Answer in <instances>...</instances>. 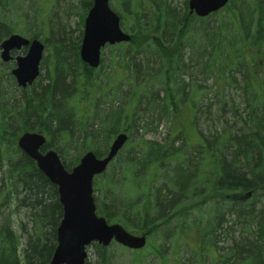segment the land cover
<instances>
[{
    "label": "trees",
    "instance_id": "trees-1",
    "mask_svg": "<svg viewBox=\"0 0 264 264\" xmlns=\"http://www.w3.org/2000/svg\"><path fill=\"white\" fill-rule=\"evenodd\" d=\"M24 1L32 0L0 1V37L15 29L17 22L9 18L13 3L18 13ZM85 2L87 7L91 5V0ZM118 2L131 39L112 47L113 64L107 74H101V67L91 69L80 60L82 30L76 43L65 28H58L52 29L55 40L51 44L53 55L44 64L49 66L46 74H40L26 89L16 88L11 75L6 82L0 81V264H20L18 237L11 227L12 211L21 209L26 217L19 223L21 235L25 236L24 264H49L62 217L56 185L17 146L18 137L26 130L42 132L47 137L43 148L56 149L68 170L84 151L93 149L101 156L115 134L128 132L129 148L121 149L96 180L99 215L133 231H150L164 240L179 228L181 234L208 242L207 251L217 227L220 230L230 213L237 221L246 219L251 229L239 240L233 239L225 256L232 264H264L263 204L255 207L241 200L231 201V206L222 210L217 205L216 211L211 207L209 215L193 218L197 222L182 231L188 225L186 216L193 209L191 203L202 193L209 194V198L217 195L221 204L229 192L241 196L252 190L254 200L264 193V70L244 69L245 58L259 52L264 55V7L254 1V7L246 11V20L239 7L230 5L227 17L233 24L228 27L216 18L217 14L205 18L189 15L187 0L182 10L170 0ZM83 16L84 13L81 25ZM127 18L131 20L129 27ZM211 18L214 19L209 22ZM25 30L29 35L37 34ZM190 30L199 39L191 54L186 52ZM44 42L47 44L48 39ZM209 65L216 66V70L208 68L206 76L230 71V79L234 80V73L241 75L243 84L234 87L240 89L243 100L241 108L233 101L230 107L239 124L226 125L218 132L214 125L215 132L209 137L202 133L204 145L198 146L187 140L189 127L195 128L194 120L185 122L181 115L183 106L190 104L186 98L195 93L194 86L198 85L195 73H202ZM82 86L87 91H80ZM119 93L124 94L123 100ZM90 94L95 96V102ZM105 96L110 99H102L104 112L100 101ZM113 100H119L118 104L114 105ZM82 102L87 103L85 109L79 106ZM238 112L239 116H235ZM164 119L170 120L169 140L160 143L143 139L146 130L157 129ZM140 129L143 133L138 135ZM178 139L182 144L173 145ZM209 149L215 156L216 172L202 177L200 190L196 166L207 163L204 157ZM160 168L166 181L156 186L152 202L141 201L149 189L155 188L152 186ZM129 184L134 188L127 190ZM92 249L95 259H86L85 264H113L109 248L92 244Z\"/></svg>",
    "mask_w": 264,
    "mask_h": 264
},
{
    "label": "rangeland",
    "instance_id": "rangeland-1",
    "mask_svg": "<svg viewBox=\"0 0 264 264\" xmlns=\"http://www.w3.org/2000/svg\"><path fill=\"white\" fill-rule=\"evenodd\" d=\"M85 0H32V1H24L23 5L21 4L18 8V13L14 12L16 11L14 7H16V2L13 3V8L11 9V12L9 13V18H11L13 21L17 22L15 25L14 32L22 34L20 31L23 32V30L30 29V30H38L40 36L43 34L48 36V43L50 44L49 48L46 47L44 49V56H51L53 55V48L51 44L55 40V37L52 34V29L57 30L58 28H65L67 34L71 35L74 39V42L77 43L80 30L83 29V25H80V17L83 11L87 8L84 4ZM171 3L179 7L180 10L184 7L185 0H170ZM112 6L113 8L117 7L118 0H116L115 4ZM231 5H236L239 7V9L243 12V14L246 17L248 13H246L247 10L254 7L253 0H232ZM258 3L259 7H264V0H258L255 2ZM42 7V8H41ZM40 8L42 9V14L44 13L45 9H49L45 24H40L39 21H41L42 14L39 16L37 20V13L40 11ZM227 11H229V8H226L224 10H221L218 13V17H216L218 20L223 21V23L226 26H230V23L233 24V21L230 16L227 17ZM225 15V16H224ZM223 16V17H222ZM227 18H229V23L227 22ZM214 18H211L209 22H212ZM240 20V17H239ZM131 20L127 18V26H130ZM222 23V24H223ZM235 23H237V18L235 19ZM14 26V25H13ZM128 26V27H129ZM233 27V25H232ZM50 30V33L47 32V30ZM57 34V33H56ZM43 37V36H42ZM186 41L188 42V46L186 48V52L191 54L194 53V49L197 47L199 43L198 35L193 32L189 31L186 35ZM113 46V45H112ZM113 50L110 45H107L102 50V58L103 61L101 62V74H107L109 72V68L111 64H113L112 61V54ZM49 58V60H50ZM224 59V58H222ZM223 61V60H222ZM224 62V61H223ZM251 63V67L250 64ZM248 64V65H247ZM247 66L244 67L245 70H253V71H260L264 70V55L259 53H253L252 57H247ZM226 67V65H224ZM49 66L42 67V74L47 73V68ZM216 66H206V70L202 73H195L196 80L195 82L198 83V85L194 86V94L187 97L186 100L190 104L183 106V113L181 115L182 119L187 122L191 119L194 120V125L197 128V130H194L189 127V137L191 141H194V138L196 137L195 134L199 132L204 134L205 136H210L215 132V129L222 131V128L224 126H235L239 124V122L234 118V113L230 111L231 102L233 101L238 108L242 107V92L239 88H235V85L243 84L244 80L241 79V75L239 73H234L236 78L234 80H231V72H224L221 75L218 72L215 75H207L206 71L208 68H212L213 70H216ZM223 66H221L222 68ZM243 68V67H242ZM8 68H6L4 65L0 64V81L6 82V79L9 77L7 75ZM118 71H120L118 69ZM223 76V77H221ZM125 79V78H123ZM234 81V82H233ZM102 85H105V82L102 83ZM125 85L122 86V89ZM157 86V85H156ZM126 88V87H125ZM124 88V89H125ZM191 88H193V84L191 85ZM80 91H87L85 87L82 86V88L79 87ZM109 93H112L109 92ZM77 97V96H76ZM123 93H119V99L123 100L124 98ZM90 98H92V101L95 102V96L90 94ZM110 99V97L105 96L104 98H101L100 107H104L105 104L104 100ZM75 100H73V103H75ZM114 101V100H113ZM114 105L118 104L119 100L114 101ZM195 102L196 105H192V103ZM90 103V99H89ZM87 103L82 102L80 103V107L82 109H85ZM106 111V107H104V112ZM242 114V113H241ZM235 116H239V112L235 113ZM139 124H142V122L138 121ZM169 126H170V120L164 119L160 122L159 126L155 130H146L144 133L142 132V129L139 130V134L143 133V139L151 140V141H158L160 143H163L164 141H167L170 139V136H168L169 132ZM198 135V134H197ZM169 138V139H168ZM174 141L177 143H173V145H181L182 141ZM125 150L129 148L128 144L124 147ZM189 149V146L187 147ZM123 155L124 152L122 151ZM182 156H180L181 158ZM179 157H176V160H178ZM175 163V161H174ZM164 170L163 168H160L157 173V177L154 179V184L151 188L148 190V193L146 196L141 198V201H153L156 188L158 187L160 183L163 181H166L164 179ZM157 186V187H156ZM134 185L132 186L129 184L127 186V190L133 189ZM135 191V189H134ZM95 195L98 194V192L94 193ZM133 194V193H132ZM199 198H195L194 201L191 203V205H195L194 202L198 201ZM212 208H215V211L217 210V205L220 206V210L224 208L226 203H220V199H215L212 202ZM255 207H260L262 204L264 205V193H259L257 198L254 200L252 199L250 202ZM248 204V203H246ZM211 208V204L205 205V203L202 205V207L196 211L192 210L190 211L189 215L186 216V222L188 225L184 227V229H188L189 226H193L197 219H193L197 216L205 217L206 215H209L208 213H211L213 209ZM214 211V213H215ZM227 222H223L220 226V230H218V227L216 231L214 232V241L213 244L211 243V247L213 250L208 249V253L205 254V251L203 247H205L208 242L205 243L202 238L193 237L191 236L189 240H181L180 237L177 236V234L173 235L169 240L162 239V236L160 235H154L152 238H150V247H146L142 251H139L137 256H134L130 254V250L121 248L120 246L112 245L109 248V254H111V259L113 260V264H131L132 258L135 260L141 259L142 264H232L231 259H227L226 251L230 250V245L232 244L233 239L239 240L241 235H246L247 232L249 233L251 227H249V223L246 222V219H243L242 221H237L234 216H232L230 213L227 215ZM12 226L13 229L17 232V234H21L19 231V222L21 220H26L24 212L20 209L19 212H16L12 215ZM183 220V219H182ZM192 220L193 224H192ZM185 236H189L188 233H185ZM19 243L21 245L24 243V237L20 236ZM189 243L192 244L193 247L198 248L197 251L200 250L199 254L195 251L190 250ZM94 249L90 248L89 250V260L94 261ZM213 251L216 254L215 258L213 257ZM157 253V256H153V253ZM195 256V259H194ZM211 256V257H210ZM132 257V258H131ZM21 264H23V260L21 261Z\"/></svg>",
    "mask_w": 264,
    "mask_h": 264
},
{
    "label": "water",
    "instance_id": "water-1",
    "mask_svg": "<svg viewBox=\"0 0 264 264\" xmlns=\"http://www.w3.org/2000/svg\"><path fill=\"white\" fill-rule=\"evenodd\" d=\"M227 0H188L189 13L206 16L220 9ZM118 14L109 6V0H93L84 20V29L79 47L81 60L90 67L99 64L101 47L105 44L128 41L130 35L124 32ZM30 41L18 34L4 39L0 47L1 58L8 61L10 51L29 46L24 56H17V67L12 70L17 83L25 86L38 75V64L43 45L36 39ZM125 133H119L112 141L106 154L98 158L86 151L79 163L66 170L53 149L40 152L45 138L35 132H26L18 139V145L36 160L39 169L58 186L62 205V219L57 228V245L49 264H84L86 247L91 241L107 246L114 238L130 248L144 246L146 235H133L120 224H108L104 217L97 216L92 196V180L95 174L105 170L109 162L126 141Z\"/></svg>",
    "mask_w": 264,
    "mask_h": 264
},
{
    "label": "bare ground",
    "instance_id": "bare-ground-1",
    "mask_svg": "<svg viewBox=\"0 0 264 264\" xmlns=\"http://www.w3.org/2000/svg\"><path fill=\"white\" fill-rule=\"evenodd\" d=\"M230 6V4H228ZM209 21V20H208Z\"/></svg>",
    "mask_w": 264,
    "mask_h": 264
}]
</instances>
